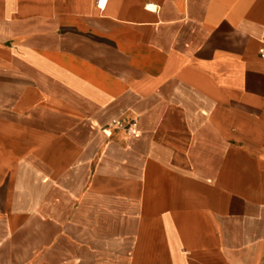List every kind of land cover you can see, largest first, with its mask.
Masks as SVG:
<instances>
[{
	"label": "crops",
	"instance_id": "1",
	"mask_svg": "<svg viewBox=\"0 0 264 264\" xmlns=\"http://www.w3.org/2000/svg\"><path fill=\"white\" fill-rule=\"evenodd\" d=\"M263 36L264 0H0V264H264Z\"/></svg>",
	"mask_w": 264,
	"mask_h": 264
},
{
	"label": "built area",
	"instance_id": "2",
	"mask_svg": "<svg viewBox=\"0 0 264 264\" xmlns=\"http://www.w3.org/2000/svg\"><path fill=\"white\" fill-rule=\"evenodd\" d=\"M261 44H262V47L259 50V58L262 59V60H264V36L261 39ZM134 129H135V125L131 126L129 128V131L130 132H134Z\"/></svg>",
	"mask_w": 264,
	"mask_h": 264
}]
</instances>
